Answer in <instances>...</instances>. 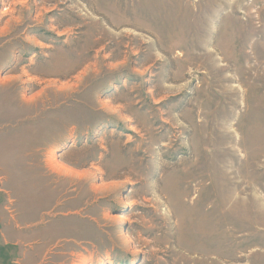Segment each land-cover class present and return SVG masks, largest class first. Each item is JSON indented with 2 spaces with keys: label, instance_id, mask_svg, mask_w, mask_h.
<instances>
[{
  "label": "rangeland",
  "instance_id": "obj_1",
  "mask_svg": "<svg viewBox=\"0 0 264 264\" xmlns=\"http://www.w3.org/2000/svg\"><path fill=\"white\" fill-rule=\"evenodd\" d=\"M264 264V0H0V264Z\"/></svg>",
  "mask_w": 264,
  "mask_h": 264
},
{
  "label": "bare ground",
  "instance_id": "obj_2",
  "mask_svg": "<svg viewBox=\"0 0 264 264\" xmlns=\"http://www.w3.org/2000/svg\"><path fill=\"white\" fill-rule=\"evenodd\" d=\"M102 264H104V263H102Z\"/></svg>",
  "mask_w": 264,
  "mask_h": 264
}]
</instances>
